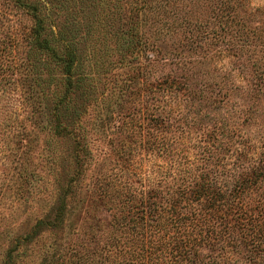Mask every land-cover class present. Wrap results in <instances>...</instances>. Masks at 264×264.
<instances>
[{
	"label": "trees",
	"instance_id": "trees-1",
	"mask_svg": "<svg viewBox=\"0 0 264 264\" xmlns=\"http://www.w3.org/2000/svg\"><path fill=\"white\" fill-rule=\"evenodd\" d=\"M176 1L132 0L124 15L121 0L0 5V149L19 167L5 181L15 177L20 198L46 177L52 190L36 227H47L56 240L65 226L72 228L79 203L88 210L72 238L84 234V241L71 244L62 264H264V136L251 131L264 117V8L251 0H207L208 14L192 7L195 14L187 9L184 22L166 9L164 18L151 17ZM187 2L183 8L196 0ZM70 5L79 7L82 23ZM141 15L152 21L147 34L141 33ZM15 22L20 25L13 28ZM184 25L214 43L208 64L226 57L238 65L232 70L241 69L239 82L216 68L199 75L195 64L204 61L181 53L160 56L158 40ZM95 31L118 41L119 59L129 67L113 106L123 113L109 136L112 153L98 156L92 154L95 127L87 126L86 104L96 99V84L81 71L78 46L91 42ZM236 90L241 95L233 101ZM113 93L101 94L100 101L112 100ZM47 95L54 110L46 111ZM45 113L48 124H42ZM37 131L48 135L43 142L50 147L65 139L75 150L56 154L45 175L34 153ZM84 189L111 211L95 231L84 224L90 207L80 196Z\"/></svg>",
	"mask_w": 264,
	"mask_h": 264
},
{
	"label": "rangeland",
	"instance_id": "rangeland-1",
	"mask_svg": "<svg viewBox=\"0 0 264 264\" xmlns=\"http://www.w3.org/2000/svg\"><path fill=\"white\" fill-rule=\"evenodd\" d=\"M130 2H132V0H121L122 15H124V10L130 6ZM161 2L163 4V1ZM5 3V0H0V5L4 6ZM69 4L70 3H67V5ZM185 4H188L187 0H177L174 4H169L165 8L160 7L158 9L159 11H152L150 15L154 20L155 16H161L164 18L161 10L166 9V11L170 12L172 16H175L176 14L177 19L180 22H184L183 12H186L189 8L192 9L194 14L195 10L192 7L196 9L197 14H208L207 0H196L195 3L191 4V6L186 5L183 8ZM251 4L253 7L264 8V0H251ZM155 6L157 5H154V7ZM10 9L11 12H16L14 9ZM68 9L72 14H74L80 23L83 22L84 19L80 14L78 6L70 5ZM142 14H144V12ZM112 15L113 11L110 12V16ZM115 15L119 16L118 13ZM98 17L104 18L105 16L99 15ZM140 21L142 23L140 26L142 34H147L148 30L152 31L153 27L150 18L142 19L141 15ZM118 22L117 17H115V24L117 25ZM11 24L13 28L16 25H20L17 22ZM4 32H6V30ZM99 36H101V38H98ZM89 40H91V42L88 41L87 45L78 43V46L80 45L79 52L81 51L82 53V57L80 58L83 62L81 64V71L88 75L87 78L93 77V81L96 84L93 86L94 88L91 89L93 92H96L93 95L96 99H89L91 102L87 103L86 101V104L88 110L87 119L90 118V121H92L90 125L87 126H92L93 128L95 127V131L91 135L92 140H95L92 143V154H96L98 156L104 151L112 153L110 150L111 145L108 144L109 138L112 136L111 134H113L115 122L120 119L119 116L123 113L120 110L114 112L113 110L116 111L117 109H113V106L115 99L120 96L119 91L123 83L122 79L127 76V70L129 67H124L125 62L119 59V43L113 38V36L110 37V34H108V36L104 38V34L100 35V32L95 31L93 36H90ZM117 40L119 39L117 38ZM154 41L156 42L157 40L154 39ZM158 42L161 46L160 56L164 59L171 57L173 53H181L188 61H204L203 63H198L197 65L195 64L194 69L199 75L212 72L214 68H216L215 73L217 72L220 76L230 72L228 75L236 78V83L239 82V79L241 78L240 76L243 75L241 69L232 70V66L238 65L226 57H222L220 60L212 59L211 63L208 64V56L206 57V55L211 54L208 53V49L213 47L214 43H211L210 40V43H208V34L207 37H204V33L202 31H195L194 28H187L186 25H184L177 30L175 35L165 36L163 40L160 39ZM194 42H197L196 44H198L195 48L196 51L188 48L190 45H196ZM141 60H144L143 56ZM135 61L136 60H132L131 63L135 64ZM191 64L189 66H191ZM209 65L210 67H208ZM86 81L88 82V80ZM230 84V82L226 83V86L228 87ZM119 85L121 86L119 87ZM112 86H115V89H112ZM38 91L40 92L41 90L38 89ZM111 91L114 92L111 95L113 99L105 100V102L103 100V102H101V94L104 93L108 95ZM236 93L240 94V91L236 90L233 92L231 95V97L233 96V101L238 100L236 99L237 97H234ZM97 98H99V101ZM45 100L46 111L54 110V108L51 109L54 103L50 101L48 95L45 96ZM260 100L262 109L264 110V93L260 95ZM105 104H108L109 108H105ZM124 105L125 101L122 100L119 108H124ZM47 114H50L51 119L52 113L48 112ZM256 121V127H253L251 131H253L254 134L260 132V134L264 136V117L257 119ZM42 124H48L46 113L43 115ZM44 130L47 133L49 128L48 130ZM37 133L40 137V143L36 145L34 153L36 155V159H38V162L41 165L37 166L40 168L42 167L39 172H42L43 175H45L50 173V169L53 168L52 159L55 158L56 154H68L71 156L75 150L72 146L70 147L69 142L65 139L61 140L62 144H60L59 147L57 145L55 148L53 144H51L50 147L47 143L43 142L44 138H48V135L45 134L44 131H37ZM9 154L10 153L8 151L2 152L0 149V264H62L64 255L67 253L68 249L70 250L71 244H73V242L78 244L81 243V241H84V234H77L74 239L72 238L74 226L77 227L78 224H81V221H78V219H81L88 210L85 209V206L82 207L83 204L81 206L79 203L75 212L71 214L70 217L73 229L65 226L63 229L64 234L59 232L61 235L59 240H56L57 234L50 232L47 227L38 231L36 224L39 220L45 218V213L48 208L46 199L51 187H49V189L47 188L48 184L45 182V177L34 185L29 184L27 186V190L23 192V197L18 198V196H15L16 192H14V187H17L16 184H13L15 177L11 179L10 183L5 181V178H8L12 174L18 172L19 167L13 159L14 156H10L11 159H9ZM190 154H194V152ZM42 155H46V157L44 158ZM145 157H148V154H145ZM93 167L94 165H92L91 171H93ZM32 168L33 167L30 166V169ZM86 195L87 194L84 189L80 196L81 198L84 196L86 198L84 199L90 204L86 220L87 223L84 224H86V227L91 226V230L95 231L96 227H100V222L102 220L106 222V220L110 219L111 211L107 210L103 204L98 202V200L96 201L95 199H92L91 201V199L89 197L87 198ZM79 198L80 197H78V199Z\"/></svg>",
	"mask_w": 264,
	"mask_h": 264
}]
</instances>
